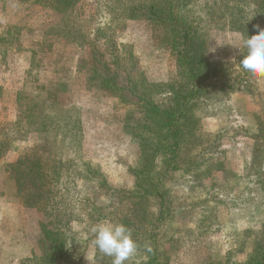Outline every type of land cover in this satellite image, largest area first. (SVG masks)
<instances>
[{
  "label": "rangeland",
  "instance_id": "374dc122",
  "mask_svg": "<svg viewBox=\"0 0 264 264\" xmlns=\"http://www.w3.org/2000/svg\"><path fill=\"white\" fill-rule=\"evenodd\" d=\"M154 1L79 0L61 13L48 0H0V125L17 121L19 93L48 89L56 96L58 110L47 114L56 134L49 132L42 155L50 177L54 167L60 175L54 189L79 217L61 239L70 261L112 264V257L93 247L96 225L87 216L94 215L91 205L110 208L118 202L111 190L134 189L131 172L149 136L137 99L125 102L128 91L118 98L92 77L114 75L125 89L135 86L139 94L146 87L154 97L166 94L164 85L181 82L168 29L128 18L131 7ZM232 6L244 24L263 12L264 0H191L189 14L208 34L215 68L207 86H219L195 100L198 138L185 143L181 169L164 181L170 212L157 242L165 264H240L264 243V77L238 67L249 29L231 20ZM253 20L264 29L259 18ZM41 137L29 132L14 139L0 157V264H45L51 247L44 231L52 219L23 206L6 171ZM85 165L97 171L94 180L86 178ZM156 201L145 203L151 218ZM98 217L103 220L97 224L112 215ZM143 255L137 251L125 264H141Z\"/></svg>",
  "mask_w": 264,
  "mask_h": 264
},
{
  "label": "trees",
  "instance_id": "16d2710c",
  "mask_svg": "<svg viewBox=\"0 0 264 264\" xmlns=\"http://www.w3.org/2000/svg\"><path fill=\"white\" fill-rule=\"evenodd\" d=\"M48 1L47 6L64 13L73 8L79 0ZM190 4L191 0H156L148 5H136L129 10L131 13L129 19L143 18L165 26L170 32V49L181 82L164 85L166 87L164 96L154 97V93L146 87L139 94L135 86L125 89L122 82H117L114 75L92 77L100 88L118 98H122L124 93L128 94V91L125 102L136 98L137 101L134 103L148 122L146 130L149 136L143 140L144 145L140 148L137 167L131 172L135 178L134 189L122 191L121 194L111 190L113 197H118V202L110 208L91 205L94 215L87 216L92 225H97V222L103 220V217L100 218L98 215L108 211L112 215L107 219L108 222L124 224L131 229L138 251L144 253L141 264H165L157 242L159 238L157 230L170 212V193L164 181L167 175L181 169L180 162H184L181 152L185 150V143L198 138L199 120L194 114L195 100L207 97L213 93V88L219 86L217 81L212 86H207L211 78L210 74L215 71L213 64L209 62L208 34L201 28V21H194L195 18L189 14ZM231 11V20L234 22L236 19L239 28L249 29L248 37L255 35L257 26H261L254 25V18H259L260 24L264 26V9L262 13L254 15L256 17L250 22L244 24L241 23V18L238 16L241 12L236 11V6H232ZM253 13L255 14L254 11ZM246 54L247 51L243 56ZM221 85L219 88L222 90L224 86ZM44 88L45 86L39 87L40 90ZM17 101L20 103L17 121L11 125H0V157L11 148L14 139H24L29 132L43 136L39 145L30 148L13 163L7 165L6 171L15 180L16 192L23 206L40 210L52 219L50 221L52 228L44 231V237L51 243L47 257L44 259L45 264L57 261L65 264H80L77 261H70L65 241L61 240L79 217H73V208H71L72 213L68 210L65 194L54 189L60 180V175L54 167L50 172L53 177H50L47 172L49 165L47 167V161L42 155L48 146L49 132H56L51 128V119L47 115L49 110H58L56 96L48 89L38 95L26 90L19 93ZM194 162L191 161L190 165L193 166ZM84 167L86 178L94 180L97 171L90 165ZM150 197L157 198V214L153 218L149 217L145 206ZM240 264H264L263 241L258 243L247 260Z\"/></svg>",
  "mask_w": 264,
  "mask_h": 264
},
{
  "label": "clouds",
  "instance_id": "9594fccd",
  "mask_svg": "<svg viewBox=\"0 0 264 264\" xmlns=\"http://www.w3.org/2000/svg\"><path fill=\"white\" fill-rule=\"evenodd\" d=\"M244 47L247 54L240 60V71L253 77H264V29L257 26V33L244 40ZM93 232V247L112 257V264H125L138 251L131 229L124 224L104 221L94 226Z\"/></svg>",
  "mask_w": 264,
  "mask_h": 264
}]
</instances>
